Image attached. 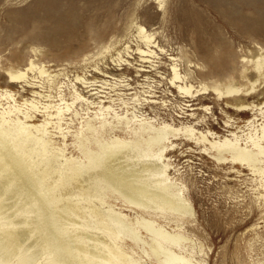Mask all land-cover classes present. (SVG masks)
<instances>
[{
  "label": "rangeland",
  "instance_id": "rangeland-1",
  "mask_svg": "<svg viewBox=\"0 0 264 264\" xmlns=\"http://www.w3.org/2000/svg\"><path fill=\"white\" fill-rule=\"evenodd\" d=\"M163 3L164 13L154 0H0V110L8 101L13 103L2 95L5 89H9L17 103L25 99H37L40 111L34 112L35 119L41 122L46 117L41 103L59 101L60 93L67 101H71V93L75 89L88 100H93V103L75 100L69 114H66L70 118L64 120L68 123H62V126L68 125L73 131L83 125L84 132L90 138L94 135L106 139L114 133L121 137L127 136V129L130 128L125 130V127H120V123L110 128L111 124L117 123L111 117L114 111L124 113L126 109L128 112L133 110L138 118L140 114H145L154 117L156 122L165 120L176 125L187 123L198 130L210 128L218 134L229 133L226 129H240L238 134L247 132L250 128L248 119L254 118L255 123L260 122L264 113L250 109L237 110L229 100H216L211 93L190 100L193 106L187 107L189 97L176 96V89L169 87L167 80H161L160 77L162 72L164 76L170 75L169 57L176 55L179 70L186 73V77L195 85L199 81L210 84L214 80L220 82L223 78L231 77L242 87H247V79L256 76L242 75L245 74L242 72L245 67L242 56L246 58L251 57V53H264V0H165ZM134 22L150 32L154 31L153 38L158 45L168 49L167 55L157 50L156 55L149 56L148 62H144L134 51L129 56L125 54L127 52L122 49L126 45H131L129 50L135 47L137 24ZM222 41L228 43V48L235 54L229 71V64H217L213 62L215 58H211L224 52L220 46ZM108 43L115 44L106 52ZM118 52L130 61V69H117L118 64L112 58ZM169 52L174 55L169 56ZM29 58L54 74L51 91L48 90L51 80H47L50 77H47V73L40 75L36 68L28 73L30 84L21 81L7 86L9 76L6 70L24 66ZM186 62L191 63L189 65ZM138 63L147 64L144 66L148 67L146 69L153 67L147 73L143 72L150 80H143L144 76H139L142 71H136ZM211 66L221 73L209 72ZM101 69L108 71L111 76L125 75L124 82L130 84L125 87L131 88H124L119 85L122 82L102 75ZM199 69L206 74L199 75ZM76 75L84 76L92 84L82 83L75 78ZM149 91H152L151 94ZM45 92L50 93L51 97L43 96ZM101 93L112 94L114 100L96 97ZM146 94L155 95L153 99L158 102H144ZM252 95L237 99L262 103L264 81L254 88ZM100 99L106 100L105 104L110 103L114 108L111 113H104L110 120L104 127H99L98 119L94 117ZM137 99L143 102L139 104ZM162 99L166 100L165 105H162ZM186 108L194 109L187 111ZM75 110L76 114L73 112ZM21 111L25 113L30 108L27 106ZM192 112L193 115H185ZM87 119H92L96 125L93 133L85 130ZM226 120L239 127L225 126ZM129 126L133 124L130 122ZM55 133L58 135V132ZM52 139L60 141L57 136ZM71 139L72 136L67 143ZM65 153L77 154L71 151V147L66 148ZM32 155L42 164L44 159L41 153L36 150ZM167 158L172 165L169 169L172 180L182 187L183 195L192 206V213L180 218V232L186 236L184 250L192 254L193 261L201 264H264V175L229 159L216 160L210 154L203 153L201 147L193 142H182L172 147L167 152ZM167 216L174 217L172 214ZM165 221L162 223L167 228H174L173 222ZM142 235L148 237L145 232ZM140 243L132 244V249L129 244L122 247L134 257H140L145 264H166L161 257L152 253L148 244L141 243V246Z\"/></svg>",
  "mask_w": 264,
  "mask_h": 264
},
{
  "label": "bare ground",
  "instance_id": "bare-ground-1",
  "mask_svg": "<svg viewBox=\"0 0 264 264\" xmlns=\"http://www.w3.org/2000/svg\"><path fill=\"white\" fill-rule=\"evenodd\" d=\"M164 1L154 0L159 8ZM161 9L164 13V7ZM136 30L135 47L129 50L131 45H126L122 49L127 52L125 54L129 56L134 51L144 62H148L149 56L156 55L157 50L167 55L168 49L158 45L153 38L154 31H148L139 23ZM111 45L108 43L105 46L106 52L111 50ZM220 46L224 52L211 58H215L213 62L217 64H229V71L235 54L228 48V43L222 41ZM168 54L174 55L171 52ZM175 56L169 57L170 75L164 76L162 72L160 78H165L169 84L167 85L176 89V96L189 97L186 99L189 104L183 103L187 107L193 106L190 100L211 93L216 100H229L237 110L250 109L264 113V101L254 103L237 99L243 96L253 97L254 88L264 81V53H251V57L246 58L242 56L241 59L245 62L242 70L245 74L242 75L256 76L247 79V87H242L231 77L223 78L220 82L214 80L210 84L199 81L195 85L186 77V73L179 70V59ZM112 60L118 64L117 69L131 67L130 61L123 58L121 52ZM142 64L136 66V71H142L139 76L153 68L146 69L148 67L144 66L147 64ZM35 68L40 75L47 73V77H50L47 78L48 82L51 80L49 90L54 83V74L47 72L44 66H38L33 58H29L22 67L6 70L9 76L7 86L21 81L30 84L28 73ZM100 72L115 82H122L119 85L124 88H131L125 87L130 85L129 82H124L125 75L111 76L103 69ZM209 72L221 73L214 66L210 67ZM198 74L205 75L206 72L199 69ZM75 78L84 84L91 82L86 81L84 76L76 75ZM144 78L150 77L145 75L143 80ZM259 79L260 82L257 83ZM33 92L42 95L38 91ZM150 94H146V97L140 96L144 97V102L157 103L153 99L155 95ZM2 95L13 103L8 101L0 110V264H145L140 257H134L122 247L129 244L132 249V244L137 245L140 242L148 244L152 253L161 257L166 264H201L193 261L192 254L184 250L183 241L186 236L180 232V218L192 213V206L183 195L182 187L170 176L169 169L172 165L167 158V152L182 142H193L201 147L203 153L210 154L216 160L229 159L264 175V114L257 123L254 118L248 119L250 128L247 132L238 134L240 129H226L229 133L218 134L210 128L198 130L187 123L176 125L165 120L156 122L154 117L145 114H140L141 117L138 118L133 110L128 112L126 109L124 113L114 111L111 117L117 123L111 124L110 128L120 123L121 128H130L127 129V136L121 137L114 133L101 139L94 135L90 138L84 132L83 125L73 131L68 125L62 126V123H68L64 120L70 118L66 114H69L75 100L82 99L93 103V100H88V97L75 89L71 93V101H67L61 93L59 101H43L41 107L46 117L41 122L35 119L34 112L40 111L37 99H25L17 103L9 89H5ZM43 96L51 97V94L45 92ZM98 96L109 97L108 101L114 100L112 94L101 93L96 97ZM139 100L138 103L141 104L143 101ZM105 101L98 100L99 108L94 111L99 127L110 123L104 113H111L114 109L112 104H105ZM161 101L162 105L166 104L165 99ZM27 106L30 111L23 113L22 108ZM189 109L194 108L185 110ZM73 112L77 113L76 110ZM182 112L184 113L183 110ZM91 120H85L84 124L85 130L93 133L96 125ZM130 122L132 127L129 126ZM233 125L234 123L225 121V126L229 128L239 127ZM56 136L60 138L59 142L52 139ZM70 136L71 142L67 143ZM70 147L71 151L77 152L76 155H66L65 149ZM36 150L44 159L42 164L32 155ZM161 219L167 223L173 222L174 228H167ZM143 232L148 237L142 235Z\"/></svg>",
  "mask_w": 264,
  "mask_h": 264
},
{
  "label": "snow or ice",
  "instance_id": "snow-or-ice-1",
  "mask_svg": "<svg viewBox=\"0 0 264 264\" xmlns=\"http://www.w3.org/2000/svg\"><path fill=\"white\" fill-rule=\"evenodd\" d=\"M160 7H161V8H163V7H164L163 3H161V4H160Z\"/></svg>",
  "mask_w": 264,
  "mask_h": 264
}]
</instances>
